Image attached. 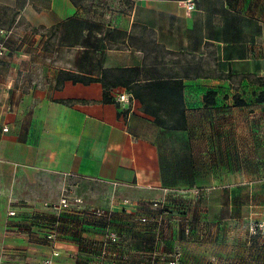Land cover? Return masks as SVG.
Here are the masks:
<instances>
[{
  "label": "crops",
  "instance_id": "obj_1",
  "mask_svg": "<svg viewBox=\"0 0 264 264\" xmlns=\"http://www.w3.org/2000/svg\"><path fill=\"white\" fill-rule=\"evenodd\" d=\"M87 1L0 0V41L13 33L0 57V262L51 254L31 216L71 181L114 212L131 262L159 232L180 264H264V237L248 229L264 220V0H192L190 14L187 0ZM125 68L183 83L186 131L155 125L137 100L104 103L100 82L56 87L60 72ZM58 217L56 262L89 264L104 228Z\"/></svg>",
  "mask_w": 264,
  "mask_h": 264
},
{
  "label": "trees",
  "instance_id": "obj_2",
  "mask_svg": "<svg viewBox=\"0 0 264 264\" xmlns=\"http://www.w3.org/2000/svg\"><path fill=\"white\" fill-rule=\"evenodd\" d=\"M75 6L78 3L74 2ZM90 84L100 82L104 88L102 101L113 102L109 95L112 87H126L132 98L137 100L142 112L150 116L155 125L166 131H186V117L184 113V99L182 98L183 83L177 79H164L158 70L145 74L141 68H125L117 70H104L101 78L78 76L70 72H60L56 87L66 82ZM263 82V79L254 80ZM207 103L212 102L211 94L206 97ZM257 103L264 102V90L258 94ZM235 104L243 106V102L235 99Z\"/></svg>",
  "mask_w": 264,
  "mask_h": 264
},
{
  "label": "built area",
  "instance_id": "obj_3",
  "mask_svg": "<svg viewBox=\"0 0 264 264\" xmlns=\"http://www.w3.org/2000/svg\"><path fill=\"white\" fill-rule=\"evenodd\" d=\"M184 10H186L187 14H190L195 10V4L192 0H187L184 4ZM4 34V38L0 41V57L3 56L6 50V41L13 34L12 31L1 32ZM113 100L117 102L122 109H126L129 107L131 101H133L132 96L128 92L118 93L113 96ZM80 200L77 199L76 202ZM125 206H129L130 203L123 202ZM44 206H47L44 204ZM69 203L63 198L59 201L57 205L53 207V210L59 211L61 208H68ZM153 206L155 208H163V205L158 203H154ZM136 208L130 207L127 211L131 214V210H135ZM15 211L11 210L8 213L9 216L14 215ZM114 212L111 210L105 209H96L92 211V215L95 219L103 224V240L99 244H94L93 246L97 249L93 259L89 264H180V252L175 251L171 254H166L162 251V246H160V234L159 232L154 237L153 248L146 254L144 262L134 263L131 262L126 254L121 253V249L125 243L124 237L121 233H119L116 229L112 228V216ZM127 214V215H129ZM163 220V219H162ZM160 219L156 221L150 217L145 215H140L138 217H134L133 221L144 225L150 222H153L159 228V225L162 223ZM188 222V221H187ZM249 233L251 235L260 237H264V220L261 222H250L249 223ZM158 231V230H157ZM58 225L54 224L51 227H47L46 231V241L51 246V254L44 258L41 264H60L56 262V259L60 256V249L57 247V243L59 241L58 235ZM0 264H4L0 262Z\"/></svg>",
  "mask_w": 264,
  "mask_h": 264
},
{
  "label": "rangeland",
  "instance_id": "obj_4",
  "mask_svg": "<svg viewBox=\"0 0 264 264\" xmlns=\"http://www.w3.org/2000/svg\"><path fill=\"white\" fill-rule=\"evenodd\" d=\"M86 1L83 0L82 3L84 5L85 4L87 5L89 1L87 2ZM62 184H63L62 185L63 191L56 190L52 194L50 193L51 195H49L47 199H45L46 201L44 202L47 205L44 206L46 209L44 211H40L38 213L33 214L31 216V220L33 221V223L31 224L39 229L41 228V225L44 226L45 224L47 227H51L55 223V221H57L55 217L59 216L58 217L59 220L61 221L64 220L69 224H74V221H82L84 222V224L86 223L87 225L93 226L94 228L104 227L103 224L99 222L97 219H95L94 216L92 215V211L99 208H95L92 207L90 204H87L85 200L89 197L86 193H84L83 190L84 187H82L78 183H72L71 181L69 182L64 181L62 182ZM63 198L69 203L70 206L68 208H61L59 211L56 210L54 211L53 204L58 203ZM77 199H79L80 201L76 202ZM90 200H94V198H90ZM46 216H50L49 219L52 220V222H48L49 220H47L48 217ZM53 218H55V221ZM62 234H64L63 230H62Z\"/></svg>",
  "mask_w": 264,
  "mask_h": 264
}]
</instances>
